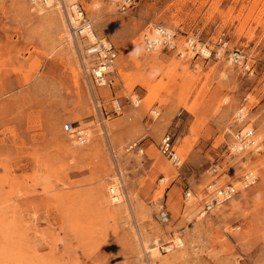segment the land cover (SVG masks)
Listing matches in <instances>:
<instances>
[{"label":"rangeland","instance_id":"rangeland-1","mask_svg":"<svg viewBox=\"0 0 264 264\" xmlns=\"http://www.w3.org/2000/svg\"><path fill=\"white\" fill-rule=\"evenodd\" d=\"M75 1L118 50L110 86L93 78L86 38L68 39V0L45 12L0 0V264H264V150L227 148L241 126L264 136V0ZM154 24L179 40L200 29L212 45L224 32L253 73L147 53L141 36ZM68 121L88 129L85 144H72ZM166 133L180 166L158 150ZM133 140L143 154L126 151ZM249 169L252 187L199 215L207 190L239 187ZM118 184L122 201L112 204Z\"/></svg>","mask_w":264,"mask_h":264},{"label":"built area","instance_id":"built-area-1","mask_svg":"<svg viewBox=\"0 0 264 264\" xmlns=\"http://www.w3.org/2000/svg\"><path fill=\"white\" fill-rule=\"evenodd\" d=\"M32 5L47 8L51 6L54 1L47 2V0H29ZM62 1V0H61ZM121 8L133 4L134 0H121ZM74 8V10H73ZM66 17L70 30L80 35L87 40L85 45V53L94 61L92 66V75L98 85L110 86L113 84L112 74L114 73V62L118 55L116 47L104 37H100L95 32L92 22L84 15V11L80 4L74 2V6L70 5V11L66 10ZM92 34L91 37L87 34V30ZM217 26V25H216ZM183 40L176 37V32L170 30L162 24H154L147 27L141 36L143 50L147 53L166 49L174 54L183 57L189 55L191 57L197 56L204 59H223L231 65H236L242 68L245 72L253 73V66L249 61L248 56L239 49H229L227 40L224 37V32H221L217 37L216 42L204 39L200 29H195L190 32L183 33ZM211 43V44H210ZM96 70L98 72H96ZM244 101L246 98L244 97ZM134 105L140 102V98L134 96L131 98ZM112 106L114 111L118 112L120 104L118 99H112ZM246 116L245 106L241 105L238 112L235 114V122L242 123ZM62 129L71 134L72 144H85L89 139V131L85 127L74 124L72 121L65 122ZM169 133H166L160 139L158 150L161 155L165 156L172 165L180 166L182 159L176 152L174 142ZM231 153H251L256 154L264 150V136L256 133L252 127L241 126L232 133L231 141L227 147ZM126 151L143 154V147L140 140H133L126 145ZM257 174L254 170H246L239 179L240 186L237 187L234 183L228 182L213 190H207L205 197L201 202L200 214L209 212L212 208L217 207L230 199L241 189H248L257 182ZM112 192V189H111ZM192 196L190 190L185 192V200L189 201ZM183 244L178 241L175 245L161 246V252L167 253L174 248H179ZM176 264V263H172Z\"/></svg>","mask_w":264,"mask_h":264},{"label":"bare ground","instance_id":"bare-ground-1","mask_svg":"<svg viewBox=\"0 0 264 264\" xmlns=\"http://www.w3.org/2000/svg\"><path fill=\"white\" fill-rule=\"evenodd\" d=\"M52 0H50V2H51ZM69 1V4L71 5V8H72V6H74V2H76L75 0H68ZM47 2H49V0H47ZM59 3V2H58ZM68 3V2H67ZM59 6V5H58ZM49 8H50V6H49ZM48 8H44V7H39V9H38V11H40V12H45L46 10H47ZM73 10H74V8H73ZM70 11V10H69ZM65 13H66V11H65ZM67 28H68V26H67ZM84 30H87L86 32H87V34L91 37V39H92V34L88 31V29H86V26H85V28H84ZM68 36H69V38L68 39H70V40H77V38H78V36H76V35H74L73 34V32L70 30V27L68 28ZM82 37V36H81ZM75 40V41H76ZM93 40V39H92ZM83 61H84V59H83ZM96 72H98L97 70H96ZM153 112H156V110H153ZM238 112V111H237ZM236 112V113H237ZM261 153V152H260ZM116 177H118V176H116ZM116 179V178H115ZM119 179V178H118ZM164 180V179H163ZM122 184V183H121ZM112 185V184H111ZM114 185H116V184H114ZM212 187V185H210V188ZM109 190H110V188H109ZM108 190V191H109ZM112 194H110L109 195V198H108V200L110 201V203H112V204H114V203H120L121 201H122V196H123V194H122V191H121V188L119 187V184L117 185V186H115V187H113L112 188V192H111ZM107 198V197H106ZM107 201V200H106ZM190 204H191V202H190ZM199 215H202V214H200L199 213ZM180 256L182 257V258H184V257H186L185 256V253L184 252H181L180 253ZM149 261V260H148ZM150 262V261H149Z\"/></svg>","mask_w":264,"mask_h":264}]
</instances>
